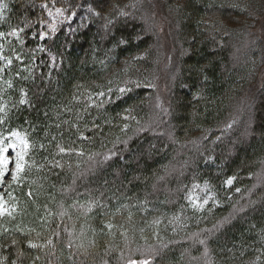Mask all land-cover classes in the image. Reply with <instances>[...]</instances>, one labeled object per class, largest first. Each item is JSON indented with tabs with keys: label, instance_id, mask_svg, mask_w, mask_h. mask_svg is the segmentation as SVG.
<instances>
[{
	"label": "trees",
	"instance_id": "16d2710c",
	"mask_svg": "<svg viewBox=\"0 0 264 264\" xmlns=\"http://www.w3.org/2000/svg\"><path fill=\"white\" fill-rule=\"evenodd\" d=\"M0 32V264H264V0H0Z\"/></svg>",
	"mask_w": 264,
	"mask_h": 264
},
{
	"label": "snow or ice",
	"instance_id": "6c2138e0",
	"mask_svg": "<svg viewBox=\"0 0 264 264\" xmlns=\"http://www.w3.org/2000/svg\"><path fill=\"white\" fill-rule=\"evenodd\" d=\"M59 11L61 10L57 9V12ZM22 30L23 29H20L19 31ZM4 35L5 33L0 32V37H3ZM11 35H17V30L13 29ZM8 63L10 64L11 60H8ZM21 103H24V101H21ZM0 111H3V109L0 108ZM12 135L16 136L20 144L23 146L21 151L16 152L15 171L12 173L13 179L15 180L25 168L24 160H25L26 150L30 147V145L29 142L25 138L21 137L19 133H12ZM3 145H4V140L0 139V166H5L4 170H0V182H2L3 177L7 174L6 165L10 162L4 154L7 153L10 149L15 150L16 148L15 144H8L6 147ZM60 151L63 152L65 151V149L60 148ZM229 183H231V180L229 181ZM29 195H31V193H29ZM5 203L6 202L3 200L2 194H0V216H4V215L12 216V211L15 210V206H13L12 210H9V208L5 206ZM107 227L111 229L113 225L108 224ZM20 231L23 232V229H20ZM13 243L15 244L16 241H13ZM46 243L51 244L52 241L48 240ZM201 243H203V241H201ZM28 244L32 248L42 247V245H38L32 242L31 240L28 241ZM151 251L153 253L152 256H149L145 259H141L139 261L129 258L127 264H152L155 255H158V253L156 252L155 249H151Z\"/></svg>",
	"mask_w": 264,
	"mask_h": 264
},
{
	"label": "rangeland",
	"instance_id": "374dc122",
	"mask_svg": "<svg viewBox=\"0 0 264 264\" xmlns=\"http://www.w3.org/2000/svg\"><path fill=\"white\" fill-rule=\"evenodd\" d=\"M250 101H248V102H250ZM248 102H246V104ZM250 110L253 111L254 109H250ZM251 111H249V112H251ZM3 140H4L3 146H5V147L8 144H15L16 145L15 150L10 149L7 153L4 154L7 157V159L10 161L6 165L7 174L3 177V180H2V182L5 183V182L10 180L12 173L15 171L16 152L21 151V148L23 146L20 144V142L17 138H10V139H3ZM4 167L5 166H0V170H4ZM1 192L2 191H0V194H2ZM189 200H190L192 205H195L199 209H204L207 207L210 208V207H213L214 205H216L218 203L216 191L214 190V188H212L209 185L194 186L191 189ZM5 206L9 208L7 203H5Z\"/></svg>",
	"mask_w": 264,
	"mask_h": 264
}]
</instances>
